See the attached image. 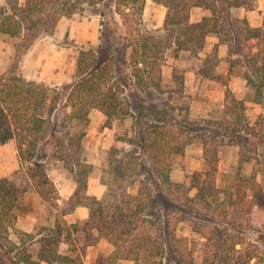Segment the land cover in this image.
<instances>
[{
    "label": "trees",
    "instance_id": "trees-1",
    "mask_svg": "<svg viewBox=\"0 0 264 264\" xmlns=\"http://www.w3.org/2000/svg\"><path fill=\"white\" fill-rule=\"evenodd\" d=\"M106 1L5 0V5L0 6V33L19 40L15 55L20 51L23 58L36 43L54 33L62 17H71L87 6L95 7ZM113 1L115 11L126 25L131 80L139 91L161 89V61L167 50H190L195 55L205 47L207 37L213 36L217 39L214 52L219 45L225 47L229 74L235 68H242L243 80L254 91L252 101L262 103L264 19L260 26H251L246 18L234 14L240 8L254 9L257 0H164L167 10L163 28L169 36L166 41L133 27L135 21L140 22L147 0ZM195 7L204 12L200 21H191ZM212 58L207 55L202 64L193 68L198 76L213 78L208 67ZM112 64L108 58L99 65L94 50L79 49L74 71L77 81L66 96L67 107L71 108L70 120H88L92 108L99 109L109 119L133 115L123 103L116 101L112 88L107 87ZM14 66L15 62L0 77V143L14 140L19 170L26 169L21 184L13 176L0 178V241L16 259L14 264H84L80 255L72 256L69 248H62L66 243H77L81 237L85 241L83 246L93 245L101 238L114 246L112 254L100 255L96 264H121L123 259L133 260L134 264H264V114L250 123L245 98H237L227 87L223 117L215 127L209 125L223 134V138L231 136L240 147L239 164L224 184L218 178L219 151L206 143L203 167L182 182L172 181L169 157L180 152L178 143H172L176 135L166 122L143 121L142 111L137 108L134 136L119 139L140 146L143 155L137 157L133 154L135 149L127 152L126 147L121 149L115 142L108 158L110 182L106 183L104 195L98 198L87 192L91 170L80 158L79 139L57 140L52 132L61 93L55 87L27 80L19 68L13 70ZM173 78L184 86V80H179L174 72ZM242 139L250 141L249 147L241 145ZM46 142L55 146L52 157L70 159L67 165L75 190L62 200L64 207L58 203L60 197L45 163L39 160V148ZM65 147L69 151L63 155ZM143 156L146 161L141 159ZM252 159L261 167L245 173L244 163ZM136 182V191L132 193L130 188ZM29 189H34L58 210L54 225L43 229L38 239L40 248L36 258L26 246L27 237L33 239L35 235L14 228L17 217L13 208ZM163 190L171 196L160 201L158 192ZM177 206L182 214L174 211ZM78 207L87 208V218L80 223H68L65 215ZM174 218L188 221L198 235L190 246H178L175 241L174 233L180 221ZM11 229L18 236L17 241L9 237ZM246 233L256 238L251 239Z\"/></svg>",
    "mask_w": 264,
    "mask_h": 264
},
{
    "label": "rangeland",
    "instance_id": "rangeland-1",
    "mask_svg": "<svg viewBox=\"0 0 264 264\" xmlns=\"http://www.w3.org/2000/svg\"><path fill=\"white\" fill-rule=\"evenodd\" d=\"M163 2L164 0H152L145 8L140 22L135 21L133 27L152 33L166 41L169 36L163 28L166 11ZM4 3L5 0H0V6L5 5ZM102 12H104L103 16ZM192 12L193 20L202 16L200 9L194 8ZM234 14L246 18L251 26H260L264 19V0H257L254 9L240 8L235 10ZM126 36L124 19L115 11L113 0H107L95 7L87 6L71 17H62L54 33L36 43L23 58L20 51L18 56L15 55L19 40L0 33V77L5 76L11 64L15 62L13 70L19 68L27 80L44 83L59 90L62 99L53 116L52 132L58 137L57 140L67 142L71 138L74 141L79 139L80 158L90 166L91 170L87 178L89 195L101 198L106 191V183H109L111 178L109 151L115 142H118L121 149L126 147L127 152L135 149L133 154L137 157L143 155L140 146L131 145L119 139L134 136L133 123L139 115L137 108L142 111L140 117L143 121L166 122L176 135L177 139H172V143H178L180 152L170 154L169 157L172 181L182 182L187 175L203 167L206 143L219 151L218 178L224 184L239 164L240 147L234 144L231 136L226 135L223 138V134H219L216 128H209V125L213 124L215 127L223 117L226 88H230L237 98L246 99L245 112L250 123H254L258 115L264 114V97L262 103L252 101L254 91L243 80L242 68H235V72L229 74L225 47L219 45L214 52L213 47L217 39L213 36L207 37L205 47L195 55L190 50H167L161 61L163 76L161 89L152 87L149 91H139L131 80V69L128 64L131 49L127 45ZM79 49L94 50L99 65L110 58L113 63V73H110L107 87L112 88L116 101L123 103L133 115L129 114L125 118L114 116L109 119L99 109L92 108L86 121L77 118L69 119L71 108L67 107L66 96L77 81L74 78V71ZM207 55L213 57L208 66L212 70L213 78H203L193 70L198 64H202ZM215 63L217 64L214 66ZM173 72L178 79L184 80V86L176 83ZM231 118L233 115L230 114ZM239 142L246 147L250 145L248 140L242 139ZM54 148L51 142L41 145L39 160L45 163L46 172L60 197L58 203L64 207L62 200L68 199L73 194L75 184L67 165L70 159L68 156H64V160L52 157ZM62 149L63 155L69 151L68 147ZM142 158L146 161L145 156ZM259 167L261 166L252 159L244 163L243 171L250 173L258 170ZM19 169L15 141L0 143V178L13 176V180L21 184L25 181L26 169ZM142 171L144 172V167ZM144 175L141 176L142 179ZM259 179H261L260 175ZM137 183L130 188L132 193H135ZM152 185L156 184L152 182ZM158 193L160 201L164 197L171 196L165 190ZM178 210L182 214L179 206L174 208L175 212ZM13 212L17 217L14 228L35 235L33 239L27 237L26 246L29 247L32 257L36 258L37 250L40 248L38 239L43 235V229L54 225L58 212L57 206L44 201L34 189H29L15 203ZM87 216V208L78 207L74 212L65 215V219L73 224L84 221ZM177 220L180 222L176 225L175 241L178 246H190L198 239V235L192 230V225L188 221L174 218V221ZM213 226L216 227L217 223ZM10 232L9 237L17 241L18 236L14 233V229ZM246 236L251 239L256 238L251 233H246ZM84 242L81 237L77 243H66L62 248H69V254L72 256L80 255L84 264H96L100 255H110L114 250V246L104 238L93 245L83 246ZM14 259L11 254H8L7 246L0 241V264H14ZM121 264H134V261L123 259Z\"/></svg>",
    "mask_w": 264,
    "mask_h": 264
},
{
    "label": "crops",
    "instance_id": "crops-1",
    "mask_svg": "<svg viewBox=\"0 0 264 264\" xmlns=\"http://www.w3.org/2000/svg\"><path fill=\"white\" fill-rule=\"evenodd\" d=\"M152 0H147V2H146V6H145V8H147L148 7V5H150V2H151ZM5 4V3H4ZM165 7V6H164ZM145 8H144V10H145ZM166 8V7H165ZM197 8V10L198 9H200L201 11H202V16H203V14H204V12H203V10L201 9V8H199V7H195V9ZM194 9V8H193ZM193 9H192V11H193ZM167 10V9H166ZM191 11V21H200L201 20V18H202V16L199 18V19H196V20H193L192 19V12ZM165 15H166V11H165ZM162 20V19H161ZM164 20H165V16H164V19H163V24H164ZM216 39V38H215ZM247 102V101H246Z\"/></svg>",
    "mask_w": 264,
    "mask_h": 264
}]
</instances>
